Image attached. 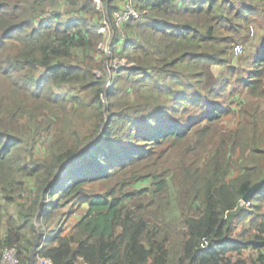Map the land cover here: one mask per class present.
<instances>
[{
  "label": "trees",
  "instance_id": "16d2710c",
  "mask_svg": "<svg viewBox=\"0 0 264 264\" xmlns=\"http://www.w3.org/2000/svg\"><path fill=\"white\" fill-rule=\"evenodd\" d=\"M113 1L101 0V13L92 0H0V254L16 247L28 264L36 236L26 242L24 233L36 234L40 220L49 227L77 200L86 212L67 234L59 225L40 256L52 264H170L162 221L148 222L142 205L124 200L140 194L127 187L147 179L164 191L175 170L158 162L177 154V183L190 207L198 204L196 217L183 215L174 264H264V166L227 179L231 150L249 147L252 160L260 151L238 133L216 139L211 128L231 110L216 101L221 89L205 86L206 68L238 58L233 48L244 45L231 40L247 27L253 37L254 23L262 48L244 87L264 97V0H137L140 18L119 28L123 36L113 27L109 41L132 66L112 75L107 91L94 70L104 55L98 27L104 14L112 21ZM62 85L91 97L92 134L73 127L70 105L79 99L57 95ZM251 112L249 130L263 132L264 108ZM41 135L50 144L44 160L34 154ZM93 184L101 192L88 193Z\"/></svg>",
  "mask_w": 264,
  "mask_h": 264
},
{
  "label": "rangeland",
  "instance_id": "374dc122",
  "mask_svg": "<svg viewBox=\"0 0 264 264\" xmlns=\"http://www.w3.org/2000/svg\"><path fill=\"white\" fill-rule=\"evenodd\" d=\"M112 5L117 7V1L114 0ZM250 26L254 29L253 37H249L247 27L244 31L243 38L239 40H231V45L237 42H241V44L244 45L245 51L242 56L231 58L232 61L227 66H211L206 68V91L221 89V97L216 101L222 103L223 106L231 110L230 115L219 120V124H217L216 127L211 128V130L215 131L216 139L219 140L222 138L226 142H230L228 141V135L238 133L240 138L244 139L246 137L247 142H249L248 146H256L260 151L257 152L260 153L258 158L252 160L249 157V147L244 148V152L240 150V147L236 148L234 152L231 150L230 164L233 166V170L229 173L227 179L236 178L245 174L247 170L245 168H250L254 165L264 166V131L256 132L251 131L248 128L250 126L249 113H252L251 111L254 110L255 112L261 111L264 108V97H252L248 94V89L244 87L245 81L250 79V74L255 68L257 62L256 59L261 54V37L263 35V29L254 23H251L249 27ZM117 32L123 36L122 28L118 29ZM109 34V37L104 36L101 43H99V49L104 55L101 57V66L94 70V75L105 82L104 87H106L107 91H109L111 87L112 75H115L122 69L130 68L132 66V64H128L126 60L125 62L119 57L118 54H115L112 49L111 51L109 50V41L113 35H111V30ZM74 62H76V60H74ZM77 64L80 65L79 62H77ZM39 76H44V72L40 71ZM55 93L57 95L73 96L79 99V102L70 105V118L73 127L83 135L88 136L92 134V131L97 124V117L94 115L91 108V97L87 93H75L74 88L66 87L64 85L57 87ZM126 93V99L128 101H133L131 93L129 91ZM106 117V112H104L103 118L105 119ZM67 136H69V134H67ZM194 141L195 139L192 142ZM214 145L216 146L212 148V152H215L218 149L217 147L219 144L216 142ZM161 152L163 155L165 154V150L162 149ZM34 154H36V157L40 160L48 159L50 157V144L43 135L38 138V144L35 148ZM157 154L158 151H156L155 157ZM202 157H206L205 154H203ZM158 164H164L169 169L175 170V178H172L171 176L168 177L166 189L162 192H157L154 182L151 179L135 182L127 187L125 191H133L140 194L133 198L125 199L124 203L127 208L132 209L142 205L145 208V219L150 223L153 222L154 218L160 219L158 220L159 223L162 221L165 226L163 238L167 241L172 256L170 264H174L175 259L173 258L176 257V254L178 253L179 243L182 239L183 215L196 217L197 212L195 207L198 203H194L190 207V200L187 191L177 183L176 178L178 176V169L176 168L179 166L177 154H172L169 157L164 156ZM86 190L88 193H98L101 192V186L99 184L89 185L86 187ZM44 203H48V199H46ZM86 207L85 204H80L77 200H73L69 206L62 208L59 211L60 215L54 219V222L50 224L49 227H45V224L41 223L40 220V223H36V234L24 233L25 241L32 242L36 236L37 242L39 243L40 237V244H44L45 240H48V238L51 239V237H53L58 231L59 225L63 224L62 226L64 229L68 228L76 218L77 214L81 215ZM71 210L73 211V215L71 214L67 216ZM10 212L15 213L16 209L12 206ZM247 226L249 228V225ZM240 231L241 230L238 229L237 233H240ZM36 240L33 241V244ZM244 255L249 261L253 260V254H251V252L245 251Z\"/></svg>",
  "mask_w": 264,
  "mask_h": 264
},
{
  "label": "built area",
  "instance_id": "2783aa9c",
  "mask_svg": "<svg viewBox=\"0 0 264 264\" xmlns=\"http://www.w3.org/2000/svg\"><path fill=\"white\" fill-rule=\"evenodd\" d=\"M97 7H99L102 13V2L101 0H92ZM118 2L117 8L112 13V21H110L107 14H104L100 22L98 33L100 35L109 37L110 30L111 35L113 34V27L119 29L123 24L137 20L140 18L141 13L136 8L137 0H116ZM251 36L253 35V29H250ZM245 51L244 46L236 45L233 48V54L235 57L241 56ZM43 246V243L36 249L34 259L28 264H52V262L39 255V250ZM0 264H22L21 259L18 255L16 247L5 248L0 254Z\"/></svg>",
  "mask_w": 264,
  "mask_h": 264
},
{
  "label": "water",
  "instance_id": "95a60500",
  "mask_svg": "<svg viewBox=\"0 0 264 264\" xmlns=\"http://www.w3.org/2000/svg\"><path fill=\"white\" fill-rule=\"evenodd\" d=\"M258 187V184L257 185H254L245 195H244V197H243V199H242V201H243V203H246L247 202V200L249 199V197L252 195V193L254 192V190L256 189ZM38 242H37V240L34 242V244H33V247H32V251H31V257H30V259H31V261H33V259H34V255H35V252H36V249H37V246H38V244H37Z\"/></svg>",
  "mask_w": 264,
  "mask_h": 264
},
{
  "label": "crops",
  "instance_id": "0c3cea01",
  "mask_svg": "<svg viewBox=\"0 0 264 264\" xmlns=\"http://www.w3.org/2000/svg\"><path fill=\"white\" fill-rule=\"evenodd\" d=\"M117 5H118V2H117ZM98 29H99V27H98ZM85 206H87V205H85ZM86 210H87V207H86V209L84 208V210L82 211V214L81 215L80 214L79 215L77 214L76 218L72 221V223L70 224V226L65 229V234H67L70 231V229L73 227V225L84 215V213L86 212Z\"/></svg>",
  "mask_w": 264,
  "mask_h": 264
}]
</instances>
